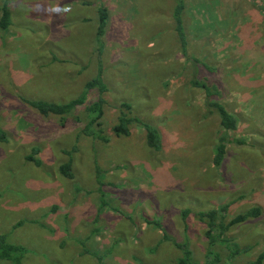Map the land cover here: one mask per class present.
Here are the masks:
<instances>
[{
    "label": "rangeland",
    "instance_id": "obj_1",
    "mask_svg": "<svg viewBox=\"0 0 264 264\" xmlns=\"http://www.w3.org/2000/svg\"><path fill=\"white\" fill-rule=\"evenodd\" d=\"M174 2L10 0L11 24L0 31V236L17 249L0 264H179L162 232L186 238L198 264H249L259 253L264 264V0H183V53ZM57 5L70 11L52 12ZM101 5L106 141L79 132L95 89L63 120L27 103L66 102L94 76ZM193 67L237 119L227 137L245 139L227 142L219 165L211 157L224 133L188 83ZM121 102L158 131L159 150L134 122L126 136L111 134ZM67 161L70 177L59 170ZM225 203L232 214H260L225 233L244 251L229 256L215 243L216 255H205L197 213Z\"/></svg>",
    "mask_w": 264,
    "mask_h": 264
},
{
    "label": "trees",
    "instance_id": "obj_2",
    "mask_svg": "<svg viewBox=\"0 0 264 264\" xmlns=\"http://www.w3.org/2000/svg\"><path fill=\"white\" fill-rule=\"evenodd\" d=\"M9 3L10 0H0V31L6 30L7 27L11 24ZM183 9V0H175L171 11V16L173 31L176 35L181 53L184 52V48L187 44L182 19ZM261 12L263 14V10H261ZM106 16L107 14L105 8L102 5L97 6V20L94 35V42L96 47L95 74L90 79L84 82L81 93L77 97L61 103L49 102L44 100H27L29 106L34 108L38 113L42 115H56L60 117V120H63L64 117L70 115L75 110L76 106L84 103V95L87 91L95 89L97 91L96 98L90 103H88L87 106H85V109L87 112H89L90 117L81 126L79 132L83 135L89 136L92 140L99 139L102 141L107 140V137L102 134L100 119L103 114V105L106 103L105 93L107 92L108 88L103 80L101 65L102 60L99 55L101 54L102 49L101 38L105 30ZM186 59L187 61L189 60L187 55ZM191 61H193V63H198V60L196 58L191 59ZM203 67L207 68L206 65H203ZM197 71L198 70L196 69V67H193L192 76L190 80L188 79V83L192 87L199 88L202 90L203 108L205 109L207 114H214L217 117L218 126L224 133L219 136L218 140L213 145V153L211 157L212 164L219 165L223 158L227 142L232 141L237 144H241L245 142V139L243 137L235 139L227 137V132L236 129L237 119L234 114L229 112L224 107V105L219 102V92L215 84L206 83L199 77L198 79L195 78V75L197 76ZM128 105L129 104L125 102L120 103L116 120L109 127L111 134L116 137L126 136L129 133V124L134 122L144 130L147 145L152 147L154 150H159L160 136L158 131L150 124L138 118L137 116H130L127 113V110L129 109ZM4 140L5 135L0 129V141ZM26 159L31 160L33 158L31 156H26ZM59 170L63 175L70 177L68 161L60 164ZM228 208L229 203H225L217 208H208L205 211H200L197 213L198 218L203 220L204 224V236L207 242L205 255L209 256L212 253L216 255L215 250H213V246L215 243H225L229 250V256H233L234 254H237V252L244 251L242 248H240V250L232 248L233 245L230 244L231 240H227L225 233L231 226L243 222L247 219L257 217L260 214V209L257 206H251L243 211L232 214L229 213ZM186 214H188V210L183 209L181 211V216L183 217V220L185 219ZM157 227L162 229L159 226V222H157ZM162 234V239L170 241L174 245V247L180 252L181 257L178 261L179 264H198L197 262L193 261L192 254L188 248L189 242L186 238L185 240L178 242L175 241L173 238L166 236L164 232H162ZM16 249V247L6 244L4 242V237L2 235L0 236V259H8L10 257V254L13 253ZM262 256L263 254L259 253L256 258L249 264H261Z\"/></svg>",
    "mask_w": 264,
    "mask_h": 264
},
{
    "label": "clouds",
    "instance_id": "obj_3",
    "mask_svg": "<svg viewBox=\"0 0 264 264\" xmlns=\"http://www.w3.org/2000/svg\"><path fill=\"white\" fill-rule=\"evenodd\" d=\"M51 11L62 15V14L69 12L70 9L66 6L57 5L55 8H52Z\"/></svg>",
    "mask_w": 264,
    "mask_h": 264
},
{
    "label": "crops",
    "instance_id": "obj_4",
    "mask_svg": "<svg viewBox=\"0 0 264 264\" xmlns=\"http://www.w3.org/2000/svg\"><path fill=\"white\" fill-rule=\"evenodd\" d=\"M262 15V17H263V14H261Z\"/></svg>",
    "mask_w": 264,
    "mask_h": 264
}]
</instances>
